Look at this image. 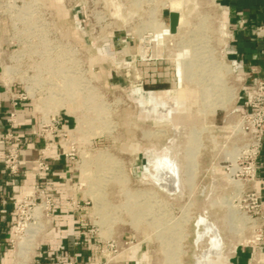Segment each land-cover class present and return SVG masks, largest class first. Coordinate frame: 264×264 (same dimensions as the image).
Instances as JSON below:
<instances>
[{
  "label": "rangeland",
  "instance_id": "rangeland-1",
  "mask_svg": "<svg viewBox=\"0 0 264 264\" xmlns=\"http://www.w3.org/2000/svg\"><path fill=\"white\" fill-rule=\"evenodd\" d=\"M224 16L221 0H0L5 73L28 85L29 111L59 120L66 208L86 224V243L114 242L115 264H200L206 221L221 237L211 261L240 264L246 252L242 264H256L262 206L237 167L241 136L230 124L243 80L225 70ZM114 35L122 45L101 61V40ZM166 154L178 180L160 185L145 169ZM56 213L41 218L28 261L59 229Z\"/></svg>",
  "mask_w": 264,
  "mask_h": 264
},
{
  "label": "crops",
  "instance_id": "crops-1",
  "mask_svg": "<svg viewBox=\"0 0 264 264\" xmlns=\"http://www.w3.org/2000/svg\"><path fill=\"white\" fill-rule=\"evenodd\" d=\"M221 3L224 8L225 21L230 29L226 40V51L229 57L241 62L239 74L247 82L257 75L264 77V35L258 36L255 33L258 26L264 25V0H221ZM115 43L116 45L119 43L118 46L122 45L120 40L115 42V35L105 36L102 38L99 52H96L95 56L101 61L115 59ZM3 45L4 43L0 39V133L8 127L6 118L11 110L4 76L5 64L1 51ZM14 87L20 88L21 86L15 83ZM218 115V113L214 114L215 121L218 120ZM39 125L40 114L29 110L19 112L18 131L22 138L23 157L29 161L21 173L16 176H11L4 168H0V264L15 262L16 252L11 243L15 200L25 194L36 182L43 184L47 191L53 195L58 207L55 210H57L56 224L59 229L55 228L49 232V241L41 250L40 263L57 264L54 261L55 255L67 252L76 259L77 264H84L88 261L86 224L80 221L74 223L73 220L76 221L74 215L66 208V177L71 170L67 159L63 156L60 141L54 138V145L49 151L52 169L45 178L40 179L35 174L34 166L30 162L39 156L40 150L44 146V141L35 134ZM0 149L3 150L1 143ZM256 167L255 188L261 195L263 234L255 263L264 264V137L261 152L256 160ZM75 227L78 230H74ZM80 228H83L82 231ZM75 232L76 234H74ZM70 235L74 236L69 237ZM76 235L78 236L76 237ZM58 236L60 239H56ZM48 252H53L52 257L44 258ZM240 255L242 258L239 263L242 264L246 252H241ZM244 262L248 263L250 260L245 259Z\"/></svg>",
  "mask_w": 264,
  "mask_h": 264
},
{
  "label": "built area",
  "instance_id": "built-area-1",
  "mask_svg": "<svg viewBox=\"0 0 264 264\" xmlns=\"http://www.w3.org/2000/svg\"><path fill=\"white\" fill-rule=\"evenodd\" d=\"M11 1L13 0H7V3ZM18 1L23 2V0ZM82 23L79 25L82 26ZM255 33L258 36H263L264 25L258 26L255 29ZM91 43L98 44V40H91ZM1 51L5 61L7 57L4 55L3 48ZM10 58L11 56L8 57V59ZM230 65L239 73V69L241 68V62L239 60L230 58ZM4 76L11 110L6 118L8 127L4 132L0 133V143L3 147V150L0 149V168H4L11 176H16L21 173L29 161L23 157L22 138L18 131V114L21 111L30 110L33 107L32 98H34V95H30L28 85L26 83L24 85L23 81L10 80L9 75L6 76L4 74ZM242 80V99L233 109V112H235L238 118V124H230V128L232 130L237 129L235 130L237 132L236 135L241 136L238 140H240L242 150L238 158L239 164L237 167L249 175L250 180H256V160L261 152L264 137V77L257 75L249 82L242 77ZM15 83H18L21 87L15 88ZM58 126L59 120L53 115L48 118L40 115L39 129L35 134L44 141V146L41 148L39 156L34 160H30L34 166L35 174L40 179L45 178L52 169L49 151L54 145V138L57 136H67L66 133L59 131ZM249 195L254 199L255 203L261 206V195L257 190L252 191ZM55 206L56 202L53 195L39 182L32 184L31 188L25 194L16 198L14 223L11 226L13 236L11 243L13 249H15L16 239L19 237V234H24L27 226L35 225L39 228L38 230L43 231L44 229L41 228L43 225L41 218L48 217V221H54L55 215H53V211L55 210ZM261 217H263L262 209ZM50 226L48 224V227ZM49 232L47 233L49 234ZM98 242L100 243L101 241L99 240ZM98 242L93 244L88 242L86 246L88 249H92V251L100 252L101 257L97 261L88 260L84 264H115V255L110 256V254L115 252L114 242L101 245L97 244ZM43 245L36 247L37 253L26 264H41L39 258L42 256L41 250ZM52 253L48 252L44 258H51ZM54 261L57 264H77L76 259L67 252L56 254ZM13 264H19L16 257Z\"/></svg>",
  "mask_w": 264,
  "mask_h": 264
},
{
  "label": "bare ground",
  "instance_id": "bare-ground-1",
  "mask_svg": "<svg viewBox=\"0 0 264 264\" xmlns=\"http://www.w3.org/2000/svg\"><path fill=\"white\" fill-rule=\"evenodd\" d=\"M225 70L230 71L231 65H226ZM4 74L6 76L8 75L7 72L6 73L4 72ZM160 106H161L160 103H155L154 109H158ZM168 113L172 114L171 109L168 110ZM173 162H172V159H170V157H168V155L166 154L164 157L158 159L153 165L149 164L148 167L145 169V171L150 172L152 176L155 178V180L157 181V183L158 184L160 183V185H168L170 183H177L176 182L178 180L177 175L179 174L177 172L179 171L175 168V162L174 163ZM145 166H147V164ZM152 166H154L153 171H151ZM201 221L205 222L206 219H202ZM205 226L206 227L204 231L198 232L199 233L198 237L199 239H201L204 236H208V246L205 247L203 251L201 252L202 256L199 262L200 264H215L214 261H216V259L211 261V256L216 255V257H220L221 237L216 227L212 223L206 221ZM37 230L38 228L35 225L27 226L24 232L26 236L22 235L23 237L22 240L19 239L20 241L16 243V246H15L16 259L18 260L19 264H26L28 262L31 256V251H32V246H31L32 237L34 236L35 233H37Z\"/></svg>",
  "mask_w": 264,
  "mask_h": 264
},
{
  "label": "water",
  "instance_id": "water-1",
  "mask_svg": "<svg viewBox=\"0 0 264 264\" xmlns=\"http://www.w3.org/2000/svg\"><path fill=\"white\" fill-rule=\"evenodd\" d=\"M170 20H171V29L174 32L177 28V24H176V14L174 13H170Z\"/></svg>",
  "mask_w": 264,
  "mask_h": 264
}]
</instances>
